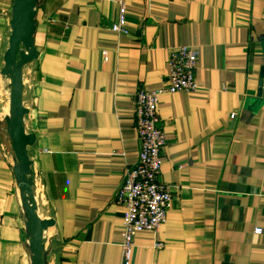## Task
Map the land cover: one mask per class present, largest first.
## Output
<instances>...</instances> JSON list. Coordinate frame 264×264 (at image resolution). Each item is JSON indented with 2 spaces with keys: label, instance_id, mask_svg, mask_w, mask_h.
Returning a JSON list of instances; mask_svg holds the SVG:
<instances>
[{
  "label": "crops",
  "instance_id": "crops-1",
  "mask_svg": "<svg viewBox=\"0 0 264 264\" xmlns=\"http://www.w3.org/2000/svg\"><path fill=\"white\" fill-rule=\"evenodd\" d=\"M13 1L0 0V264H31L5 121ZM117 11L115 0L36 3L22 103L36 211L53 220L47 264H119L135 93L167 82L181 45L197 51L198 88L159 96L171 201L156 232L135 235L131 264H264V0H126V34L110 30Z\"/></svg>",
  "mask_w": 264,
  "mask_h": 264
},
{
  "label": "built area",
  "instance_id": "built-area-1",
  "mask_svg": "<svg viewBox=\"0 0 264 264\" xmlns=\"http://www.w3.org/2000/svg\"><path fill=\"white\" fill-rule=\"evenodd\" d=\"M115 2L118 8L117 19L111 23L110 30L126 34V0ZM103 55L105 58V53ZM196 59L197 51L191 46L181 45L172 49L166 60L167 82L154 89H138L135 93L134 127L139 144L138 156L136 163L125 169L115 194V202L123 208L119 264H131L134 237L138 232H156L166 221L171 194L170 186L160 180V153L165 138L159 126L157 106L162 93L188 92L198 88L194 77ZM234 115L231 113L230 118ZM261 231L260 227L254 229V233ZM161 246L160 241L154 242L155 248Z\"/></svg>",
  "mask_w": 264,
  "mask_h": 264
},
{
  "label": "water",
  "instance_id": "water-1",
  "mask_svg": "<svg viewBox=\"0 0 264 264\" xmlns=\"http://www.w3.org/2000/svg\"><path fill=\"white\" fill-rule=\"evenodd\" d=\"M37 0H14L11 8L8 47L3 55L2 74L9 80V109L5 117L7 132L11 141L16 164L14 177L19 189L25 216L31 264H47L43 244V232L53 224L52 219H41L36 211L33 194L31 160L28 146L34 143L33 133L24 128L27 108L22 103V68L37 57L34 46L35 7Z\"/></svg>",
  "mask_w": 264,
  "mask_h": 264
}]
</instances>
